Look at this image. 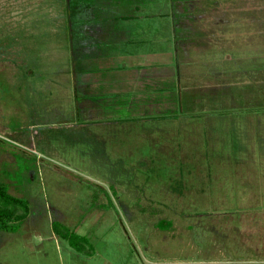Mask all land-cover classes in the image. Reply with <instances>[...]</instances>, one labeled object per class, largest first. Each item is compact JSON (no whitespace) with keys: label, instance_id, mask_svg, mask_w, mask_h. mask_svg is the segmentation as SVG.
Segmentation results:
<instances>
[{"label":"rangeland","instance_id":"obj_1","mask_svg":"<svg viewBox=\"0 0 264 264\" xmlns=\"http://www.w3.org/2000/svg\"><path fill=\"white\" fill-rule=\"evenodd\" d=\"M169 3L198 68L131 117L79 114L66 0H0V264H264V0Z\"/></svg>","mask_w":264,"mask_h":264},{"label":"crops","instance_id":"obj_2","mask_svg":"<svg viewBox=\"0 0 264 264\" xmlns=\"http://www.w3.org/2000/svg\"><path fill=\"white\" fill-rule=\"evenodd\" d=\"M170 1L165 0L164 14L160 9L154 17L151 13L157 4L151 7L145 0H66L69 47L77 60L72 62L78 75L77 105L86 107L80 115L107 112L110 116L118 106L127 107L131 117L162 116L169 111L174 96L166 88L174 83L176 72L198 68L189 49L201 52L193 42L190 21L174 18ZM208 8L213 18L206 17V25L216 22L215 11L221 12L218 2ZM215 32L220 35V29ZM216 55L219 68L225 62Z\"/></svg>","mask_w":264,"mask_h":264},{"label":"trees","instance_id":"obj_3","mask_svg":"<svg viewBox=\"0 0 264 264\" xmlns=\"http://www.w3.org/2000/svg\"><path fill=\"white\" fill-rule=\"evenodd\" d=\"M8 199H9V194L6 192L5 188L2 189V187H0V230L2 231L11 230V228H9L7 224L8 220L10 219L9 221H11L12 219V216L9 213H7L8 208H7L6 202L8 201ZM52 227L54 226L52 225ZM80 237L84 238L83 236H80Z\"/></svg>","mask_w":264,"mask_h":264}]
</instances>
